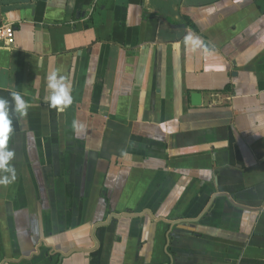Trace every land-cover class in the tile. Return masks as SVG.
Listing matches in <instances>:
<instances>
[{
	"label": "crops",
	"instance_id": "0c3cea01",
	"mask_svg": "<svg viewBox=\"0 0 264 264\" xmlns=\"http://www.w3.org/2000/svg\"><path fill=\"white\" fill-rule=\"evenodd\" d=\"M0 25V264H264V0H0Z\"/></svg>",
	"mask_w": 264,
	"mask_h": 264
},
{
	"label": "clouds",
	"instance_id": "9594fccd",
	"mask_svg": "<svg viewBox=\"0 0 264 264\" xmlns=\"http://www.w3.org/2000/svg\"><path fill=\"white\" fill-rule=\"evenodd\" d=\"M48 80V87L52 91L50 95L45 97V100L49 103L50 107L63 111L64 107L72 103L70 90L64 83V78L59 77L56 73L50 75ZM12 98L15 101V110L21 116H26L28 105L24 98L17 93H12ZM7 105L8 101L0 98V170L10 173V175L0 176V184L2 185H8L16 179L15 169L10 165V161L14 157V151L6 149L7 134L11 131V121L7 118Z\"/></svg>",
	"mask_w": 264,
	"mask_h": 264
},
{
	"label": "built area",
	"instance_id": "2783aa9c",
	"mask_svg": "<svg viewBox=\"0 0 264 264\" xmlns=\"http://www.w3.org/2000/svg\"><path fill=\"white\" fill-rule=\"evenodd\" d=\"M14 37V29L11 25H0V40H10Z\"/></svg>",
	"mask_w": 264,
	"mask_h": 264
},
{
	"label": "water",
	"instance_id": "95a60500",
	"mask_svg": "<svg viewBox=\"0 0 264 264\" xmlns=\"http://www.w3.org/2000/svg\"><path fill=\"white\" fill-rule=\"evenodd\" d=\"M192 97H193V101L196 104H200V102H201V94L200 93H193Z\"/></svg>",
	"mask_w": 264,
	"mask_h": 264
}]
</instances>
